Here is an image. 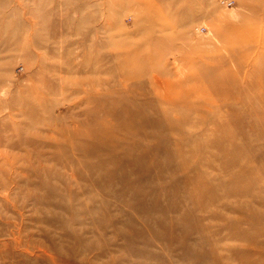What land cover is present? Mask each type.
I'll return each instance as SVG.
<instances>
[{"label": "rangeland", "instance_id": "374dc122", "mask_svg": "<svg viewBox=\"0 0 264 264\" xmlns=\"http://www.w3.org/2000/svg\"><path fill=\"white\" fill-rule=\"evenodd\" d=\"M0 264H264V0H0Z\"/></svg>", "mask_w": 264, "mask_h": 264}, {"label": "bare ground", "instance_id": "6f19581e", "mask_svg": "<svg viewBox=\"0 0 264 264\" xmlns=\"http://www.w3.org/2000/svg\"><path fill=\"white\" fill-rule=\"evenodd\" d=\"M252 245H253V244H252ZM256 246H257V245H256ZM253 247H254V246H253ZM257 247H258V246H257ZM255 249H256V247H255ZM255 249H254V250H255Z\"/></svg>", "mask_w": 264, "mask_h": 264}, {"label": "built area", "instance_id": "2783aa9c", "mask_svg": "<svg viewBox=\"0 0 264 264\" xmlns=\"http://www.w3.org/2000/svg\"><path fill=\"white\" fill-rule=\"evenodd\" d=\"M227 3V2H226ZM230 2H228V4H229Z\"/></svg>", "mask_w": 264, "mask_h": 264}]
</instances>
